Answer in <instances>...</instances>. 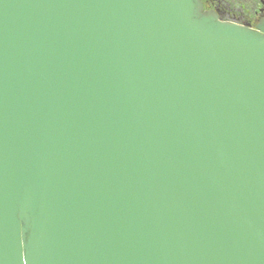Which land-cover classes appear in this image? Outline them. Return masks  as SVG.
Here are the masks:
<instances>
[{"label":"water","instance_id":"obj_1","mask_svg":"<svg viewBox=\"0 0 264 264\" xmlns=\"http://www.w3.org/2000/svg\"><path fill=\"white\" fill-rule=\"evenodd\" d=\"M0 264H264V19L0 0Z\"/></svg>","mask_w":264,"mask_h":264},{"label":"flooded vegetation","instance_id":"obj_2","mask_svg":"<svg viewBox=\"0 0 264 264\" xmlns=\"http://www.w3.org/2000/svg\"><path fill=\"white\" fill-rule=\"evenodd\" d=\"M260 0L251 12L237 8L233 0H202L205 11L214 12L221 21L246 24L254 27L264 19V4Z\"/></svg>","mask_w":264,"mask_h":264},{"label":"rangeland","instance_id":"obj_3","mask_svg":"<svg viewBox=\"0 0 264 264\" xmlns=\"http://www.w3.org/2000/svg\"><path fill=\"white\" fill-rule=\"evenodd\" d=\"M237 8H241L244 11L251 12L254 6L259 4L260 0H233Z\"/></svg>","mask_w":264,"mask_h":264}]
</instances>
